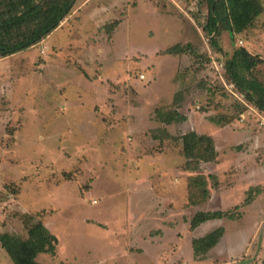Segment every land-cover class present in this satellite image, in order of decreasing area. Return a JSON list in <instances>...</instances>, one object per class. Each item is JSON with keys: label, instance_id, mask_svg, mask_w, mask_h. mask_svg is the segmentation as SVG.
<instances>
[{"label": "rangeland", "instance_id": "obj_1", "mask_svg": "<svg viewBox=\"0 0 264 264\" xmlns=\"http://www.w3.org/2000/svg\"><path fill=\"white\" fill-rule=\"evenodd\" d=\"M207 16L205 0H78L46 40L0 59V235L26 239L41 221L58 245L40 264H264V112L225 72L239 48L264 61V12L242 34L222 31L221 51ZM177 44L197 57L160 55ZM256 75L264 83V64ZM159 108L186 120L166 125ZM164 130L210 135L216 161L185 171ZM197 175L214 199L190 207ZM220 210L235 220L189 230L197 212ZM219 227L195 260L193 240ZM0 264H13L1 244Z\"/></svg>", "mask_w": 264, "mask_h": 264}, {"label": "trees", "instance_id": "obj_2", "mask_svg": "<svg viewBox=\"0 0 264 264\" xmlns=\"http://www.w3.org/2000/svg\"><path fill=\"white\" fill-rule=\"evenodd\" d=\"M77 1L0 0V59L20 54L46 40L71 15ZM205 2L208 16L203 31L210 37V44L219 51L221 49L216 38L222 31L228 32L232 38L236 34H242L251 28L264 12V0H205ZM187 52L197 57L198 53L194 47L188 44L185 46L177 44L160 55L177 57ZM263 64L261 57L253 55L246 48H239L225 61V72L229 81L244 95L246 101L264 112V83L256 75L257 68ZM237 105L241 109L240 112L246 110L242 105ZM155 114L156 118L166 125L186 120L179 112L168 108L156 109ZM209 121L225 124L231 120L225 117H209ZM157 132L152 135L156 140L159 139ZM161 132L170 141H181L182 155L186 160L184 169L189 173L199 172L203 164L213 163L218 157L214 139L210 135L191 131L176 139L166 130ZM192 178L188 203L190 207L198 204L195 202L198 195L202 201H209L212 198L206 177L197 175ZM251 193L250 190L246 205H250L254 199ZM235 218L231 212H197L190 222L189 230L193 232L211 221L223 219L234 221ZM30 220L32 224L28 228V238L9 233L0 235V244L13 264H40L37 261L40 255L56 254L57 237L35 217ZM225 232L224 227H219L204 237L194 239L192 242L194 259H204L221 242Z\"/></svg>", "mask_w": 264, "mask_h": 264}, {"label": "crops", "instance_id": "obj_3", "mask_svg": "<svg viewBox=\"0 0 264 264\" xmlns=\"http://www.w3.org/2000/svg\"><path fill=\"white\" fill-rule=\"evenodd\" d=\"M212 199H214V198H212ZM220 211H222V210H220ZM203 225H205V224H203Z\"/></svg>", "mask_w": 264, "mask_h": 264}]
</instances>
